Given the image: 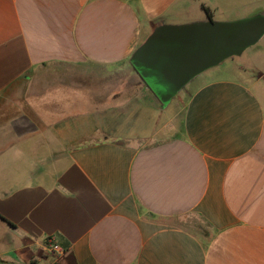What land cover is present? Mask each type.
<instances>
[{
    "label": "crops",
    "instance_id": "crops-1",
    "mask_svg": "<svg viewBox=\"0 0 264 264\" xmlns=\"http://www.w3.org/2000/svg\"><path fill=\"white\" fill-rule=\"evenodd\" d=\"M256 15L264 0H0V264H264V34L173 116L131 63L158 26Z\"/></svg>",
    "mask_w": 264,
    "mask_h": 264
},
{
    "label": "water",
    "instance_id": "water-1",
    "mask_svg": "<svg viewBox=\"0 0 264 264\" xmlns=\"http://www.w3.org/2000/svg\"><path fill=\"white\" fill-rule=\"evenodd\" d=\"M263 34V15L225 23L161 25L134 52L131 63L166 107L197 76L242 55Z\"/></svg>",
    "mask_w": 264,
    "mask_h": 264
},
{
    "label": "rangeland",
    "instance_id": "rangeland-1",
    "mask_svg": "<svg viewBox=\"0 0 264 264\" xmlns=\"http://www.w3.org/2000/svg\"><path fill=\"white\" fill-rule=\"evenodd\" d=\"M244 59L240 58V57L231 58L225 62V65L231 66L234 64H243ZM213 73L214 72L211 71L210 73L206 74L205 76H202L201 78L200 77L197 78L194 82L189 84V86L187 85L183 90H181L179 92V94L175 98L172 99L168 108L165 110L166 111L165 114H167L168 116H173L178 111H181L182 108L184 107V105L187 103V100H188L189 96L192 94L193 90H195V88L198 87L203 82V80H206L211 75L213 76ZM225 74L232 75V73H220V74L216 73L217 76L218 75H225ZM153 113H154V111H152V110H144V112L142 114L143 117L145 118V120H147L149 123L148 129H147L148 132H151L154 129V127L152 126V124H153L152 121H154ZM163 117L164 118H162V120L160 121V125L165 123L166 120L168 119L167 116H163Z\"/></svg>",
    "mask_w": 264,
    "mask_h": 264
},
{
    "label": "built area",
    "instance_id": "built-area-1",
    "mask_svg": "<svg viewBox=\"0 0 264 264\" xmlns=\"http://www.w3.org/2000/svg\"><path fill=\"white\" fill-rule=\"evenodd\" d=\"M50 248H52V250L53 251H55V252H60L61 250H60V248L58 247V245H56V244H54V243H50Z\"/></svg>",
    "mask_w": 264,
    "mask_h": 264
},
{
    "label": "trees",
    "instance_id": "trees-1",
    "mask_svg": "<svg viewBox=\"0 0 264 264\" xmlns=\"http://www.w3.org/2000/svg\"><path fill=\"white\" fill-rule=\"evenodd\" d=\"M205 11L207 12L209 18H212V15H211V11H210V9L205 8ZM0 217H1V215H0Z\"/></svg>",
    "mask_w": 264,
    "mask_h": 264
}]
</instances>
